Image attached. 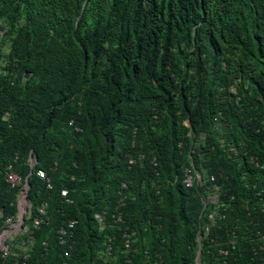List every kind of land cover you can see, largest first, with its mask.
I'll use <instances>...</instances> for the list:
<instances>
[{
    "label": "trees",
    "instance_id": "1",
    "mask_svg": "<svg viewBox=\"0 0 264 264\" xmlns=\"http://www.w3.org/2000/svg\"><path fill=\"white\" fill-rule=\"evenodd\" d=\"M0 25V233L8 166L53 183L0 264H263L264 0H0Z\"/></svg>",
    "mask_w": 264,
    "mask_h": 264
},
{
    "label": "clouds",
    "instance_id": "2",
    "mask_svg": "<svg viewBox=\"0 0 264 264\" xmlns=\"http://www.w3.org/2000/svg\"><path fill=\"white\" fill-rule=\"evenodd\" d=\"M0 26L4 29L3 31H0V35L2 36L5 32V28L2 25H0ZM26 75H28V74H26ZM26 79H28V78L26 77ZM5 118L7 119L8 117H5ZM187 124H189V123L187 122ZM129 163H130V165H133L135 163V160L131 159L129 161ZM38 165H39V159L32 152L31 156L29 158L30 173L28 174V176L25 179H23V177L13 169L12 165L7 167V173H6L7 182L11 185L12 188L17 189V201H16L17 213H16L15 217H9L6 219L5 228L0 233V237H1L6 231H13L14 230V232H12L10 235H8L4 239V241L2 242L6 251L0 250V255H3L4 257H6L9 253H11L10 247L12 245V242L15 243V241L17 240V238L19 236L23 235L24 233L30 232L28 226H26V222L29 219H31L32 215H33V204L31 202V200L29 199V193H30V188H31V186L29 184V178L33 174H36L39 179L46 182L48 189L53 188L52 179H51L48 171L45 169H38ZM40 173H45L46 178H42L40 176ZM189 176L193 178V184H194L195 180L197 179V183L200 185H203V178L200 175L193 176L192 172L189 169H187L186 177L184 179L185 184H186V180ZM193 184H192V186H193ZM186 186H187V184H186ZM122 188L127 189L126 183L123 184ZM65 192H66V194H64ZM121 195H122V199L119 201V205L123 206L124 205L123 198H125V193H122ZM62 196L64 198H66L67 202H71V200L68 198L69 194H68L67 190L62 191ZM213 197H215V200L218 199L217 195H213ZM209 199H211V197ZM38 212H39L40 216L34 220V226L35 227H39L41 224L46 223L45 216L47 215V205L44 204L43 206H41L38 209ZM0 217H3L2 212H0ZM118 221H122L121 215L119 216ZM74 224L75 223L72 222L70 224V227L73 226ZM59 234L61 235V239H63L62 237L66 236L67 231L65 229H61L59 231ZM199 241L201 243L202 237L199 238ZM66 242L67 241L65 240V243ZM201 246H202V243H201ZM69 248L71 250V247H69ZM125 248L130 249V240H129L128 235H127V241L125 243ZM110 250H111V247L108 248V251H110ZM260 251L263 254L262 263L264 264V234L262 235V239H261ZM66 256H70L69 251L66 253ZM200 257H201V250L199 251V258H198V261L201 263ZM198 261H197V263H198Z\"/></svg>",
    "mask_w": 264,
    "mask_h": 264
},
{
    "label": "built area",
    "instance_id": "3",
    "mask_svg": "<svg viewBox=\"0 0 264 264\" xmlns=\"http://www.w3.org/2000/svg\"><path fill=\"white\" fill-rule=\"evenodd\" d=\"M40 176H41L42 178H46V174H45V173H40ZM186 184H187L188 187L192 186V184H193V178L189 176V177L187 178V180H186ZM64 194H66V192H65ZM1 237H2V236H1ZM1 237H0V238H1ZM0 250H1V251H6V250H5V247H4L3 244H0Z\"/></svg>",
    "mask_w": 264,
    "mask_h": 264
},
{
    "label": "bare ground",
    "instance_id": "4",
    "mask_svg": "<svg viewBox=\"0 0 264 264\" xmlns=\"http://www.w3.org/2000/svg\"><path fill=\"white\" fill-rule=\"evenodd\" d=\"M12 232H14V230H13V231H6V232L2 235V237L0 238V244H2V242L4 241V239H5L8 235H10Z\"/></svg>",
    "mask_w": 264,
    "mask_h": 264
},
{
    "label": "water",
    "instance_id": "5",
    "mask_svg": "<svg viewBox=\"0 0 264 264\" xmlns=\"http://www.w3.org/2000/svg\"><path fill=\"white\" fill-rule=\"evenodd\" d=\"M4 29L0 26V31H3ZM26 77L27 78H29V75H26ZM241 104H242V102H241ZM24 222V221H23ZM197 264H200V262L198 261V263Z\"/></svg>",
    "mask_w": 264,
    "mask_h": 264
},
{
    "label": "rangeland",
    "instance_id": "6",
    "mask_svg": "<svg viewBox=\"0 0 264 264\" xmlns=\"http://www.w3.org/2000/svg\"><path fill=\"white\" fill-rule=\"evenodd\" d=\"M211 199H212V200H215V197L212 196Z\"/></svg>",
    "mask_w": 264,
    "mask_h": 264
}]
</instances>
